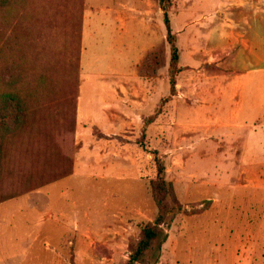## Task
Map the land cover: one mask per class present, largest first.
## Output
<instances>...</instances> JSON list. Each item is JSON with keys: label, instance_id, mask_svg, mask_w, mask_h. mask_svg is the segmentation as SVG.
I'll list each match as a JSON object with an SVG mask.
<instances>
[{"label": "rangeland", "instance_id": "1", "mask_svg": "<svg viewBox=\"0 0 264 264\" xmlns=\"http://www.w3.org/2000/svg\"><path fill=\"white\" fill-rule=\"evenodd\" d=\"M112 1L126 0H0V92L16 85L24 110L5 122L9 132L0 126V199L12 196L0 204V264H127L158 217L151 184L160 179L175 199L163 197L167 239L141 264H264V2L134 0L136 25L158 44L138 69L158 88L156 108L140 127L105 136L78 126L77 101L82 65L101 55L97 20ZM247 14L257 18V37L239 40L260 43L255 56L228 38L202 39L212 22L217 33ZM255 58L263 69L246 85L252 98L239 104L242 116L256 106L252 117L237 121L228 102L210 106L189 93L207 86L228 96V79L243 81ZM191 106L205 116L193 120ZM45 191L55 199L48 210H25Z\"/></svg>", "mask_w": 264, "mask_h": 264}, {"label": "crops", "instance_id": "2", "mask_svg": "<svg viewBox=\"0 0 264 264\" xmlns=\"http://www.w3.org/2000/svg\"><path fill=\"white\" fill-rule=\"evenodd\" d=\"M238 1L240 0H234L235 3ZM254 1L255 0H242L241 3L243 5L251 4L248 5V7H252V5L256 3H254ZM261 1L264 2V0H260V2ZM112 3H114V1L111 2V6L114 7V9L109 13L104 12L103 16L99 17V20H97L96 33L100 31L104 34V37L101 39L98 36L96 37L101 41L100 48L96 45V50H99V55H101L96 56L97 60L94 62L95 64L93 66L92 64L90 66L88 64V67L82 65V83L77 101L78 126L83 124L94 125L99 129L100 133L105 136L122 134L126 129L128 130L130 127H136V125H139L136 128L140 127L142 121L148 118L147 116L151 115L156 108L154 96L157 93L155 94L152 90L158 91L156 85L153 84V89H151L138 75L141 60L148 52L158 45L157 41H155L156 37L147 35L145 32L143 34L140 25H136L134 0L118 1L115 5ZM120 6H126V9L119 8ZM154 15H152L153 18ZM247 15L242 16V19L234 17V19L229 22L231 25L222 26L223 30L217 33L214 22H212L213 25L210 24L209 26L210 31L202 34V39L206 40V45H209L211 44V39L215 36L220 39L228 38L230 40L229 46L237 47L241 45V47L246 49L244 54L255 56L256 53L254 50L260 47V45L257 47L256 44L260 43L247 40L246 44L239 40L240 38L252 39L257 37L253 35L254 23L257 22V18L252 14ZM247 20L249 23L252 21L251 24H244ZM206 23L209 25V22ZM219 28L221 27L219 26ZM86 30L87 27H84L82 37L83 46L87 43L89 44L90 34L89 31ZM107 35L110 38H105ZM209 50L212 51V49H209V46H207L206 57L212 55ZM83 55L84 54H82V62ZM249 61L250 65L243 68V70H246L244 71V75H242V77H244L243 81H238V79L233 80L231 77L228 79L229 87L232 88V90L229 89L230 94L228 96L217 95L215 94L214 88H208L207 86H202L196 89V91L194 90L195 87L192 86L189 93H191V95L193 94L194 99L198 102H206L207 104H211L210 106H213L215 102H228L230 115L238 117L237 121L240 120V118L246 120L252 117L256 113V106L249 108L242 116L244 108L241 110L239 104L242 103V99L244 101V99L252 98V96L248 97L252 92L249 91L247 93L246 85H252L254 80L251 79V76L263 69V67L261 66L262 60L260 58L258 61L256 58L249 59ZM88 71L90 72L88 73ZM87 73L90 77H95L90 78L94 80L93 83L92 80H90L91 85H86V81H88V78L86 79L88 76ZM178 82L181 83V81ZM85 87H88L87 90H85ZM178 87L180 86L178 85ZM152 93L155 95L153 96ZM176 99H178V102L183 100L179 95ZM234 104H236V106ZM210 106L206 105L204 108L209 109ZM204 108L200 110L198 106H191L188 109L190 116H192L191 118L193 120L198 118L200 112L202 116H205L206 111L203 110ZM235 108L236 112L234 111ZM193 120L192 122H194ZM32 197H37L39 202H37V205L33 203L30 208H25V210H48V208L51 207L50 204L53 203L52 199L55 200L52 198L51 193L47 191L32 194ZM22 210H24V208Z\"/></svg>", "mask_w": 264, "mask_h": 264}, {"label": "trees", "instance_id": "3", "mask_svg": "<svg viewBox=\"0 0 264 264\" xmlns=\"http://www.w3.org/2000/svg\"><path fill=\"white\" fill-rule=\"evenodd\" d=\"M4 1V0H2ZM1 3V2H0ZM6 3V2H5ZM164 25L167 32V37L171 39V31L169 27V20L167 16H164ZM172 54L174 55L173 60H177V52L174 46H171ZM9 90L5 92H0V126L3 127L4 132H9V126L7 127L6 121L10 118H16L21 115L23 110V102L20 97V94L17 90L16 85L12 84L7 86ZM20 118V117H19ZM11 119V120H13ZM18 118L15 119L14 123L17 125ZM151 123V122H150ZM149 123V124H150ZM149 124H144V128L148 127ZM157 174L162 176L164 168L160 162H157ZM152 187V196L156 203V206L159 210L158 217L153 224L146 225L141 231V238L136 242L131 249V256L127 264H141L144 263L145 255L151 250L155 241L160 239L162 236V242L166 241V236H164L162 225L165 222L167 216L166 206L164 203V198L171 196L173 201L174 194L172 185H167L164 180H161L156 184H151ZM160 188V190H159ZM12 199V196L4 197L0 199V204Z\"/></svg>", "mask_w": 264, "mask_h": 264}]
</instances>
